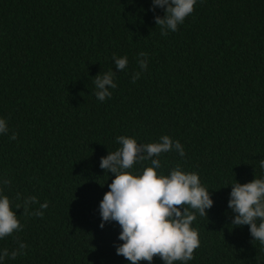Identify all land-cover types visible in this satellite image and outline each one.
Here are the masks:
<instances>
[{"label": "trees", "instance_id": "16d2710c", "mask_svg": "<svg viewBox=\"0 0 264 264\" xmlns=\"http://www.w3.org/2000/svg\"><path fill=\"white\" fill-rule=\"evenodd\" d=\"M151 7L152 0H0V118L9 129L0 135V180H11L3 194L23 226L0 249H16L17 238L28 245L27 255L3 264H129L116 254L119 225L99 227L114 179L100 159L120 147L118 136L146 144L164 135L185 156L161 154L158 174L177 165L195 172L214 202L191 225L200 247L187 264H264V245L249 226L232 225L228 208L231 184L264 178V0H197L167 36L154 20L164 11ZM114 55L127 57L126 70L115 68ZM109 70L117 87L101 102L93 81ZM28 196L39 201L30 211L48 202L42 218L15 209Z\"/></svg>", "mask_w": 264, "mask_h": 264}, {"label": "clouds", "instance_id": "9594fccd", "mask_svg": "<svg viewBox=\"0 0 264 264\" xmlns=\"http://www.w3.org/2000/svg\"><path fill=\"white\" fill-rule=\"evenodd\" d=\"M202 2V0H201ZM197 0H152L151 10L155 13L159 7L164 15H155L156 26L161 28V35L167 36L168 31L175 32L178 25L183 24L186 17L195 10ZM147 53L140 52L138 66L147 69ZM115 68L124 71L128 66L126 56H113ZM141 73L132 75V83L140 78ZM115 72L109 70L94 77L95 96L103 102L112 96L110 89L117 87L114 83ZM9 132L7 122L0 118V135ZM10 140H16L13 132ZM120 147L101 157L100 168L114 174V179L108 185L99 204L101 223L116 222L121 231L118 239L123 241L116 247V254L123 256L129 264H141L147 261L152 264L159 257L164 264H187L194 259V252L200 247L199 233L191 225L201 217H207V211L213 207L210 191L202 186L200 177L195 172H185L179 165L171 169L170 174H158L162 167L161 154L175 150L181 157L185 156L182 144L173 141L169 136L160 137L159 142L138 144L129 136L116 138ZM151 161V166L145 167L142 174H133L129 170L138 162ZM260 168L264 170V159L260 160ZM10 179L0 180V240L23 230V226L13 210L12 201L4 193V188L10 186ZM21 199V194H16ZM35 196L23 199V204L17 203L15 209H23L22 215L44 216L48 202L40 204L39 209L30 211V206L38 204ZM228 208L234 213L232 225L249 226L253 241L264 245V178H255L250 182L231 184ZM191 209L192 211H190ZM252 241V242H253ZM18 247L11 252L7 248L0 249V264L6 258L16 259L27 255L24 251L28 245L17 238Z\"/></svg>", "mask_w": 264, "mask_h": 264}]
</instances>
